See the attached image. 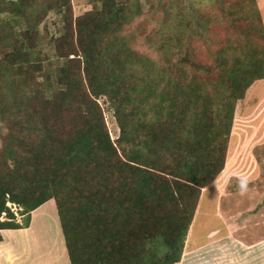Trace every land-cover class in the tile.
I'll list each match as a JSON object with an SVG mask.
<instances>
[{
    "label": "trees",
    "instance_id": "obj_1",
    "mask_svg": "<svg viewBox=\"0 0 264 264\" xmlns=\"http://www.w3.org/2000/svg\"><path fill=\"white\" fill-rule=\"evenodd\" d=\"M158 1L159 66L124 34L139 0H90L78 16L72 0H0V242L54 200L71 264L180 262L201 190L225 167L236 103L264 79L260 15L256 0ZM52 13L46 66L39 27Z\"/></svg>",
    "mask_w": 264,
    "mask_h": 264
},
{
    "label": "rangeland",
    "instance_id": "obj_2",
    "mask_svg": "<svg viewBox=\"0 0 264 264\" xmlns=\"http://www.w3.org/2000/svg\"><path fill=\"white\" fill-rule=\"evenodd\" d=\"M139 1L143 14L126 28L124 34L135 33V39L130 40L132 46L159 66L162 65V56L158 50L160 38L155 31L157 19L153 17L154 11H150V5L158 7L159 1ZM184 3L204 10L209 7L210 0H184ZM72 4L75 16L92 9L90 0H72ZM256 4L260 20H254V34L260 45L264 71V0H256ZM144 20L147 28L141 34L138 26ZM60 29L61 21L53 13L39 27L40 53L46 66L50 61L56 62L50 42ZM98 102L114 141L119 136L114 112L105 98ZM5 133V127L0 125V139ZM227 145L225 167L201 190L182 257L177 264H264V79L255 81L244 99L236 103ZM8 206L14 212L16 222L25 224L27 217L21 215L20 209L10 203ZM5 219L3 215L2 220ZM44 232L47 244L50 238H54L50 234L53 230L41 229L40 233Z\"/></svg>",
    "mask_w": 264,
    "mask_h": 264
},
{
    "label": "crops",
    "instance_id": "obj_3",
    "mask_svg": "<svg viewBox=\"0 0 264 264\" xmlns=\"http://www.w3.org/2000/svg\"><path fill=\"white\" fill-rule=\"evenodd\" d=\"M41 229H52L53 240L46 244ZM1 235L0 264H71L54 200L31 213L29 227L2 230Z\"/></svg>",
    "mask_w": 264,
    "mask_h": 264
}]
</instances>
